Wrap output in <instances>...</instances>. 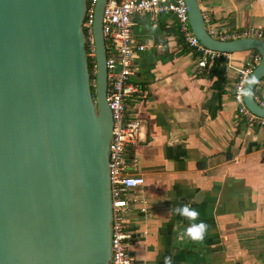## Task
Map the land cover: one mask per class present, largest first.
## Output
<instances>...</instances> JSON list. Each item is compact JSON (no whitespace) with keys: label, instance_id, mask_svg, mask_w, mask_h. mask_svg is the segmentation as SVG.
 Listing matches in <instances>:
<instances>
[{"label":"water","instance_id":"1","mask_svg":"<svg viewBox=\"0 0 264 264\" xmlns=\"http://www.w3.org/2000/svg\"><path fill=\"white\" fill-rule=\"evenodd\" d=\"M107 1L96 4L94 90L83 27L87 0H0V264H112ZM186 2L202 44L260 52L244 96L264 117L255 97L264 40L216 39L200 1ZM191 250V259L201 256L197 244Z\"/></svg>","mask_w":264,"mask_h":264},{"label":"crops","instance_id":"2","mask_svg":"<svg viewBox=\"0 0 264 264\" xmlns=\"http://www.w3.org/2000/svg\"><path fill=\"white\" fill-rule=\"evenodd\" d=\"M201 2L217 25L264 28V0ZM133 22L134 35L147 47L138 52L132 76L141 94L128 99L129 115L142 122L127 154L135 162L128 172L145 176L134 195L149 211L131 215L137 231L132 249L159 264L166 258L171 264H264V127L248 123L233 98L238 68L254 49L223 57L227 81L221 88L214 63L199 67L173 14H145ZM255 94L264 98V77ZM184 206L198 215L182 214ZM200 222L207 227L193 239L187 229ZM195 244L201 256L191 259Z\"/></svg>","mask_w":264,"mask_h":264},{"label":"built area","instance_id":"3","mask_svg":"<svg viewBox=\"0 0 264 264\" xmlns=\"http://www.w3.org/2000/svg\"><path fill=\"white\" fill-rule=\"evenodd\" d=\"M98 0H87V13L83 24L86 33L87 54L91 60L92 86L96 88V43L94 36L95 11ZM200 4L202 0H199ZM202 6V5H201ZM164 13L175 16L185 42L198 55L199 67L205 69L214 61L228 57L230 52L213 50L201 43L192 30L189 21L186 0H108L103 13V33L106 44L107 67V101L112 111L114 127L110 143V179L113 199V235L112 264H135L131 255L137 231L128 230L129 220L125 212H148L149 207L143 200L136 198L134 190L145 183L143 174L129 173L126 169L128 151L138 141L142 122L128 113V99H138L141 94L139 84L132 81L135 73L134 64L139 51L147 45L138 42L133 33V18L150 14L153 17ZM206 27L211 36L219 40H235L243 37H255L264 40V28L249 26L231 28L217 25L203 9ZM261 60L260 52L254 51L238 68L237 80L234 83L233 98L238 113L248 123L264 127V117L254 113L245 102L246 82ZM258 103L264 107V98L256 96Z\"/></svg>","mask_w":264,"mask_h":264},{"label":"trees","instance_id":"4","mask_svg":"<svg viewBox=\"0 0 264 264\" xmlns=\"http://www.w3.org/2000/svg\"><path fill=\"white\" fill-rule=\"evenodd\" d=\"M177 31L179 32V36L183 38V34L180 30V26L177 24ZM257 51V50H254ZM258 52V51H257ZM90 71H91V78H95V75L92 73V66H91V60H90ZM217 75L218 77V84L219 87L223 88L224 84L226 83L227 79V66L223 58L218 59L217 61L214 62L213 64V69H212V75Z\"/></svg>","mask_w":264,"mask_h":264},{"label":"clouds","instance_id":"5","mask_svg":"<svg viewBox=\"0 0 264 264\" xmlns=\"http://www.w3.org/2000/svg\"><path fill=\"white\" fill-rule=\"evenodd\" d=\"M179 211L182 214L186 213L187 215H189L193 219L198 215V213L196 212L195 209L189 210V208L187 206L182 207L181 209H179ZM206 227L207 226L203 222H200L198 226L188 228L187 233L193 239H200V238H202L204 230ZM165 264H171V261L166 258Z\"/></svg>","mask_w":264,"mask_h":264},{"label":"flooded vegetation","instance_id":"6","mask_svg":"<svg viewBox=\"0 0 264 264\" xmlns=\"http://www.w3.org/2000/svg\"><path fill=\"white\" fill-rule=\"evenodd\" d=\"M136 237H137V235H136ZM131 251L134 252L133 257L135 258V263H138V264H159L158 261L152 260V259H148L144 255L140 254L137 249H132ZM186 263H187V261H186ZM189 263L190 264H206L204 262V260H198V259H196V261L195 260H190Z\"/></svg>","mask_w":264,"mask_h":264},{"label":"rangeland","instance_id":"7","mask_svg":"<svg viewBox=\"0 0 264 264\" xmlns=\"http://www.w3.org/2000/svg\"><path fill=\"white\" fill-rule=\"evenodd\" d=\"M250 50V49H248ZM134 166H135V162H128V164L126 165V169L129 171V172H133L134 170ZM138 212H134L133 214H129L127 212H125V215L127 217V219L129 220V226L127 227L128 230H133L134 231V228L131 227V225H134L135 226V220L133 219V216L131 215H134V214H137ZM135 264H138V263H135Z\"/></svg>","mask_w":264,"mask_h":264}]
</instances>
